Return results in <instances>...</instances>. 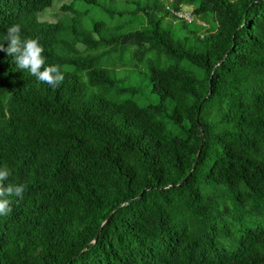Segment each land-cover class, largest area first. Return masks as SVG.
I'll use <instances>...</instances> for the list:
<instances>
[{
    "label": "trees",
    "instance_id": "obj_1",
    "mask_svg": "<svg viewBox=\"0 0 264 264\" xmlns=\"http://www.w3.org/2000/svg\"><path fill=\"white\" fill-rule=\"evenodd\" d=\"M53 1L0 0V36L20 23L64 74L53 88L0 50V166L28 185L0 264H264V0H115L92 24L72 4L100 0L40 19Z\"/></svg>",
    "mask_w": 264,
    "mask_h": 264
},
{
    "label": "clouds",
    "instance_id": "obj_2",
    "mask_svg": "<svg viewBox=\"0 0 264 264\" xmlns=\"http://www.w3.org/2000/svg\"><path fill=\"white\" fill-rule=\"evenodd\" d=\"M5 42H7L5 44ZM0 50L11 57L20 70H26L37 80L55 88L64 79L61 68L56 64H47L45 46L39 36H27L20 23L10 24L0 36ZM12 170L0 166V216L13 210V198H23L28 185L12 181Z\"/></svg>",
    "mask_w": 264,
    "mask_h": 264
},
{
    "label": "rangeland",
    "instance_id": "obj_3",
    "mask_svg": "<svg viewBox=\"0 0 264 264\" xmlns=\"http://www.w3.org/2000/svg\"><path fill=\"white\" fill-rule=\"evenodd\" d=\"M147 0H141L139 3L140 5H144V2ZM150 2L155 1V0H149ZM158 1V0H157ZM164 1V0H161ZM64 3L69 4L70 0H54L52 5L49 8L44 9L43 11H41L38 14V17L42 20H49V21H55L56 19H58L59 17L63 16L62 12H60V6ZM99 7L95 8L92 6H87L84 3L80 2V1H76L72 4V9L74 10H80V11H85L86 9L88 10V13L83 14L85 20L90 24H92L94 21H100V20H104V21H109L110 17L109 15H107L105 9L108 7H118L121 5V3L116 2L115 0H100L99 2ZM80 7V8H79ZM117 7V8H118ZM186 8V7H185ZM178 25V24H177ZM176 25V33L174 34L176 37H180L183 35H186L184 32H186V29H183L181 27V25L177 26ZM112 28L108 29L106 31V33L108 35H115L118 33V30L111 25ZM191 28L196 29L197 25L192 24L190 25ZM184 38V37H183ZM185 39V38H184ZM190 44H192V39L189 41ZM188 42V43H189ZM103 46V44H102ZM122 49H124L125 51V55L127 57H130L131 53H130V48L128 46H122ZM121 59H123V57L121 56ZM124 59H126V57L124 56ZM165 63V57H162L161 59V64ZM119 76H130L128 79V82L137 84L140 86V89L142 90V92L140 93V95L136 96L135 99L140 103V104H146V103H154L158 101V96L155 93H152L149 91V85H147L145 83L146 79H145V75L143 72L140 71L139 72H135V71H130L126 68L120 67L117 71Z\"/></svg>",
    "mask_w": 264,
    "mask_h": 264
},
{
    "label": "built area",
    "instance_id": "obj_4",
    "mask_svg": "<svg viewBox=\"0 0 264 264\" xmlns=\"http://www.w3.org/2000/svg\"><path fill=\"white\" fill-rule=\"evenodd\" d=\"M168 9H169V11H171L173 16L177 20L180 19V20H183V21H185L187 23H190L193 20H195L194 15L186 8H183V9H180V10H174V9H170V8H168ZM200 24L206 26V24L204 22H200Z\"/></svg>",
    "mask_w": 264,
    "mask_h": 264
},
{
    "label": "water",
    "instance_id": "obj_5",
    "mask_svg": "<svg viewBox=\"0 0 264 264\" xmlns=\"http://www.w3.org/2000/svg\"><path fill=\"white\" fill-rule=\"evenodd\" d=\"M199 152H200V150H199ZM199 152H198V154H197V158H198V156H199ZM189 175H190V173L179 183V185L180 184H182L188 177H189ZM110 216H111V214L102 222V224H101V226H100V228H99V230H98V232H97V235L95 236V238H94V241L97 239V237H98V235H99V232H100V230H101V228H102V226L108 221V219L110 218Z\"/></svg>",
    "mask_w": 264,
    "mask_h": 264
}]
</instances>
